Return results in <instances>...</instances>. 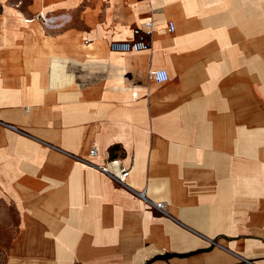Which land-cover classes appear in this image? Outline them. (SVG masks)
Segmentation results:
<instances>
[{"label": "crops", "instance_id": "1", "mask_svg": "<svg viewBox=\"0 0 264 264\" xmlns=\"http://www.w3.org/2000/svg\"><path fill=\"white\" fill-rule=\"evenodd\" d=\"M1 191L7 264H264V0H0Z\"/></svg>", "mask_w": 264, "mask_h": 264}, {"label": "built area", "instance_id": "2", "mask_svg": "<svg viewBox=\"0 0 264 264\" xmlns=\"http://www.w3.org/2000/svg\"><path fill=\"white\" fill-rule=\"evenodd\" d=\"M145 27L146 30L142 28L134 29L132 31V37L128 40L112 41L109 45L110 50L114 53H121V54L149 52L152 49V41L150 36L153 29V22L149 21L145 23ZM169 32L171 33L175 32V24L172 22L169 23ZM149 77L157 84H165L170 79L169 73L165 69L152 70L149 73ZM89 154L90 157L95 159L98 156V150L96 148H92ZM90 164L98 167L99 170H101L103 173L111 177L115 182L122 185H126L125 179L129 176V172L122 171V173L117 174L108 168L109 164H107L104 167L103 165H98L92 162H90ZM135 194L141 200L148 202L144 192H136ZM154 207L158 211L164 212V206L162 203H155Z\"/></svg>", "mask_w": 264, "mask_h": 264}, {"label": "rangeland", "instance_id": "3", "mask_svg": "<svg viewBox=\"0 0 264 264\" xmlns=\"http://www.w3.org/2000/svg\"><path fill=\"white\" fill-rule=\"evenodd\" d=\"M84 162L87 164L86 161ZM0 197H4L2 191L0 192ZM7 209H8V213H11L8 207ZM4 210H5V206L2 205V200H1L0 201V264L9 263L10 260L9 252L10 249L14 246L16 240L15 238L18 234V233H3Z\"/></svg>", "mask_w": 264, "mask_h": 264}, {"label": "bare ground", "instance_id": "4", "mask_svg": "<svg viewBox=\"0 0 264 264\" xmlns=\"http://www.w3.org/2000/svg\"><path fill=\"white\" fill-rule=\"evenodd\" d=\"M111 165H115L116 164V162L115 163H110Z\"/></svg>", "mask_w": 264, "mask_h": 264}]
</instances>
